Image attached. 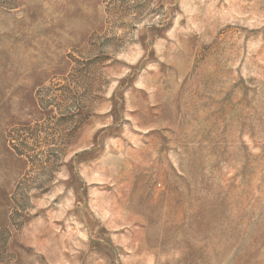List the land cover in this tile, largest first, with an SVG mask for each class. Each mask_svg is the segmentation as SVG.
<instances>
[{
    "label": "rangeland",
    "instance_id": "1",
    "mask_svg": "<svg viewBox=\"0 0 264 264\" xmlns=\"http://www.w3.org/2000/svg\"><path fill=\"white\" fill-rule=\"evenodd\" d=\"M0 264H264V0H0Z\"/></svg>",
    "mask_w": 264,
    "mask_h": 264
},
{
    "label": "trees",
    "instance_id": "2",
    "mask_svg": "<svg viewBox=\"0 0 264 264\" xmlns=\"http://www.w3.org/2000/svg\"><path fill=\"white\" fill-rule=\"evenodd\" d=\"M71 106V111L67 113V116L65 114L62 117L63 120L67 117L66 119L69 120H67L69 124H71L70 121L75 123L74 119L80 115L81 108V106H78L75 103ZM38 127H40V125L14 129L10 137V144L19 155L26 157L29 167L31 166L32 168L35 166L40 169L38 176H48L49 182V180L53 178L59 167V163L65 155V151L69 145L68 138L77 126H69L65 129L66 132L58 137L51 135L45 128L42 129L45 131L39 130L40 132H44L43 141H39L42 137L39 135ZM38 142H42V145L39 147L37 146ZM37 148H39L38 152L36 151ZM48 186L47 183H43L37 188L44 191Z\"/></svg>",
    "mask_w": 264,
    "mask_h": 264
}]
</instances>
